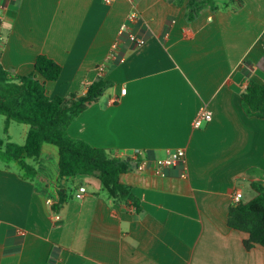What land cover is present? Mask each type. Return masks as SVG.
I'll return each mask as SVG.
<instances>
[{"label": "crops", "instance_id": "crops-1", "mask_svg": "<svg viewBox=\"0 0 264 264\" xmlns=\"http://www.w3.org/2000/svg\"><path fill=\"white\" fill-rule=\"evenodd\" d=\"M215 3L190 21L172 0H0L7 70L29 75L37 56L54 60L62 71L46 84L50 98L112 82L70 137L149 160L183 149L188 171H138L136 157L122 180L137 212L94 176L60 178L54 146L51 159H28L48 179L45 194L16 162L0 161V264H264V247L247 250L248 235L227 226L235 193L247 202L251 184L264 185V119L240 103L249 81L264 83V0ZM203 107L213 118L195 128ZM59 192L67 200L56 212L46 200L56 204Z\"/></svg>", "mask_w": 264, "mask_h": 264}, {"label": "trees", "instance_id": "trees-1", "mask_svg": "<svg viewBox=\"0 0 264 264\" xmlns=\"http://www.w3.org/2000/svg\"><path fill=\"white\" fill-rule=\"evenodd\" d=\"M172 1L179 7L186 5L190 21L204 9H217L215 0ZM61 71V66L45 55L37 56L34 71L29 75L12 73L0 63V115L6 119L5 133L11 122L29 126L23 145L0 139V161L5 165L16 162L23 178L32 181L39 192L45 194L48 179L28 159L37 161L43 155L51 159L52 154L46 150V145L54 146L57 148L60 178L94 176L100 180L110 198L120 204L133 206L140 212V202L134 195L132 186L122 180L123 175L133 168L136 159L140 160V156H120L106 149L95 148L68 134L72 122L98 102L112 86V82L100 78L92 82L83 95L72 93L68 97L50 98L46 92V84L57 81ZM240 103L246 116L264 119V83L249 81L241 94ZM261 172L264 178V170ZM251 187L255 197L247 202L242 200L237 204L233 203L227 218L229 228L248 235L244 241L247 250L257 245L264 247V185L253 182ZM66 200L65 193L59 192V200L53 206L54 211L58 212Z\"/></svg>", "mask_w": 264, "mask_h": 264}, {"label": "built area", "instance_id": "built-area-1", "mask_svg": "<svg viewBox=\"0 0 264 264\" xmlns=\"http://www.w3.org/2000/svg\"><path fill=\"white\" fill-rule=\"evenodd\" d=\"M113 0H104L106 3H111ZM136 14L130 16L129 22H133L136 20ZM130 38L132 41L140 44L143 41L136 39L135 36L130 35ZM122 95H126L127 89L123 88L121 90ZM213 114L212 112L206 108L203 107L200 109L197 118L194 121V127L195 128H200L203 124L208 123L212 120ZM174 167H179L180 168V176L182 178H187L188 177V171H187V163H186V152L183 149H177L175 151H172L168 154V156L163 157V158H157L155 160H149L148 158H142L139 160L137 164V170L138 171H146L148 169H152L155 171V173L159 175H165L166 170ZM87 190L86 187L82 186L80 187L76 194L75 197L77 199H82L84 195L86 194ZM243 195L240 192H236L234 197H233V203L237 204L240 201H242ZM47 204L50 206H54L55 201L52 197L47 198ZM54 219L59 220L60 216L56 212L54 213Z\"/></svg>", "mask_w": 264, "mask_h": 264}, {"label": "rangeland", "instance_id": "rangeland-1", "mask_svg": "<svg viewBox=\"0 0 264 264\" xmlns=\"http://www.w3.org/2000/svg\"><path fill=\"white\" fill-rule=\"evenodd\" d=\"M5 125L6 119L4 116L0 115V139L6 142H12L19 145H23L25 143V132H27L29 126L16 122H11L8 132L5 133ZM252 194H254V191L248 188L246 190V196L244 200H247L249 197H251Z\"/></svg>", "mask_w": 264, "mask_h": 264}]
</instances>
